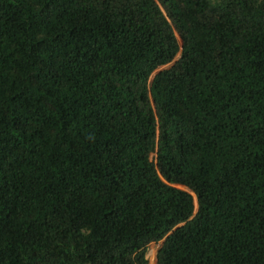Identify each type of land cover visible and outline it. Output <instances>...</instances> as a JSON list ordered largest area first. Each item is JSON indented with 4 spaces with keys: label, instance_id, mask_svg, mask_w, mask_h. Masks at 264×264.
Wrapping results in <instances>:
<instances>
[{
    "label": "trees",
    "instance_id": "trees-1",
    "mask_svg": "<svg viewBox=\"0 0 264 264\" xmlns=\"http://www.w3.org/2000/svg\"><path fill=\"white\" fill-rule=\"evenodd\" d=\"M152 243L264 264V0H0V264Z\"/></svg>",
    "mask_w": 264,
    "mask_h": 264
},
{
    "label": "rangeland",
    "instance_id": "rangeland-1",
    "mask_svg": "<svg viewBox=\"0 0 264 264\" xmlns=\"http://www.w3.org/2000/svg\"><path fill=\"white\" fill-rule=\"evenodd\" d=\"M159 246H160V243H152L149 246V249L147 252L149 264H157V251H158Z\"/></svg>",
    "mask_w": 264,
    "mask_h": 264
},
{
    "label": "water",
    "instance_id": "water-1",
    "mask_svg": "<svg viewBox=\"0 0 264 264\" xmlns=\"http://www.w3.org/2000/svg\"><path fill=\"white\" fill-rule=\"evenodd\" d=\"M174 63V62H173ZM172 63V64H173ZM165 67H168V66H165ZM164 67H161V68H159L158 70H157V72L159 71V70H161V69H163ZM181 188H183V189H185V190H187V191H189L191 194H193V196H194V198H195V205H196V211L198 210V199H197V196H196V194L189 188V187H187V186H180Z\"/></svg>",
    "mask_w": 264,
    "mask_h": 264
}]
</instances>
